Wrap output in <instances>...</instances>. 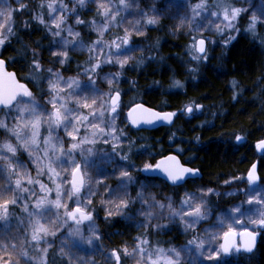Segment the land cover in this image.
<instances>
[{
	"label": "snow or ice",
	"instance_id": "obj_1",
	"mask_svg": "<svg viewBox=\"0 0 264 264\" xmlns=\"http://www.w3.org/2000/svg\"><path fill=\"white\" fill-rule=\"evenodd\" d=\"M12 2L13 0H8V3ZM14 2L19 3L21 0ZM133 2L134 0H119L117 4L114 0H75L78 7L69 9L62 0H50L46 5L47 21L50 23L46 22L44 16H34L46 30V34L53 37L46 49L52 58L51 63L66 66L71 63L70 52L84 51L86 48L89 53L88 60L85 61L86 66H77L78 76L86 77V80H81L76 77L65 79L61 72L54 71L53 68L44 69L42 57L33 52L30 72L36 74L38 79H26L34 83V86H41V95L47 97L44 104L38 103L33 91L26 84L19 83L13 73H6L12 82V88L7 94H0V112L4 113V118H0V136H3V140H0V222L7 224L15 209L21 207L23 202L21 210L25 216L20 220V224L24 229L25 243L41 253V258L30 261L25 251L21 257L25 264H49V250L57 238L62 242L60 255H66L69 264L76 258L73 252L76 245L81 248L89 245L96 251V241L102 240L103 236L99 234L95 223L97 210L94 207V198L98 191L91 187L90 172L99 167L98 160L116 163L117 156L120 161L126 162L119 166L118 187L113 189L104 185L102 180L96 181L97 185L106 189V198L101 200V207L107 205L105 221L112 222L115 216L132 220L133 217L128 214L129 210L133 204L141 201L148 209L158 207L163 210L167 207L168 211L167 217L163 211L158 216L151 211H141L140 214L147 223H138L136 227L144 228L145 231L134 238V251H138L140 255V264H184L182 254L190 252L192 246L195 247L196 253L203 255L205 244H211L207 237L201 239L194 236L180 249H153L152 241L148 237L153 229L157 233L169 231V224H175L177 218L185 225V231L198 226L209 215L208 199L214 194L218 195L212 189L202 191L199 196L185 192L179 206L175 205L171 197L165 198L168 200L167 205L157 203L154 196L146 197L145 189L153 179L147 175L145 182L140 183L135 200L130 197L128 191L129 185L136 182L130 174L133 169L141 174L161 173L172 188L181 187L188 175L195 176L199 171L183 167L175 156L166 158L167 161H172L171 164L161 161L155 166L145 163L143 168H136L130 161V155L120 146L127 139L126 133L131 129L140 130V125H152L156 121L171 124L177 116L174 112H153L142 104H136L127 112L128 126L121 129L117 124L118 119H124V105L121 99L124 93L114 85L120 83L123 73L128 70L127 66L132 58L129 53L135 50L130 47L133 44V35L143 36V29L156 25L157 17L160 16V11L152 7V15L142 13V20L125 27L122 34L118 30L111 39L106 40L105 37L114 27L119 29V25L123 24L121 13L126 12ZM246 2L249 4L247 8L236 7V0H216L211 6L216 9L213 11L206 0H199L190 8L185 7L188 0L179 5L175 0H169L165 10L185 7L186 14L180 18L181 22L190 21L194 25L192 31L201 33L199 36L189 34V54L191 59L199 64L207 60L209 44L202 30H210L214 24L216 32L221 34L225 31H238L239 20L248 13H251L246 29L248 32L254 34L257 25L264 23V0H260L259 5H253L252 0ZM89 4L94 5V18L85 21L80 16V10ZM27 7L25 4L13 9L12 20L14 21L17 12H24ZM43 7L44 5H41V8ZM188 11H191V17L187 15ZM69 19L74 20V25L69 24ZM205 21H209L208 25H205ZM28 24L29 22L25 21V28ZM74 26L90 28V32L95 33L97 38L86 44L81 31L75 30ZM14 29V22L11 27L6 24L0 28V49L11 42L15 34ZM5 32L7 35H4ZM235 39V36H229L225 47ZM7 63L0 52V70L3 73ZM141 63L144 64V61ZM81 67L83 71H79ZM105 67L117 70L101 76ZM45 72L47 75H44ZM101 81L108 85L107 93L97 86ZM45 82L48 84L47 91L42 87ZM232 84L235 86L236 81L233 80ZM174 86L182 87L179 81H174ZM195 107L199 108L198 105ZM186 111L192 113L193 106L189 105ZM242 139L240 135L235 136L237 142ZM98 142L110 146L111 152L105 150L103 155H99L93 147ZM132 143L129 142L130 148ZM255 147L264 151V139L258 141ZM24 154L27 156V162L20 158ZM257 167L258 164L254 163L247 172L246 179L250 185L259 179L256 174ZM33 171L35 176L32 175ZM226 183L230 184L232 181ZM151 186L158 187L155 183ZM247 204L255 205L257 211L247 215L242 211V205H234L226 217L229 226L227 231L223 232L224 243L210 253L207 259L215 260L221 253H230L232 249L239 253L241 249L232 243L236 236L242 238L243 251L251 253L254 250L257 236L264 231V193L250 197ZM165 218L169 224L151 223L152 220ZM249 224L253 226L251 231L248 230ZM220 226L223 227V220ZM237 226L243 231H237ZM212 239H216V234H213ZM11 246L15 248V241ZM121 252L124 256L130 255L127 246L124 249L113 248L110 253L102 251L104 264H123ZM0 253H5L0 254V264H13L6 244L0 245ZM81 264H94V261L82 260Z\"/></svg>",
	"mask_w": 264,
	"mask_h": 264
},
{
	"label": "trees",
	"instance_id": "obj_2",
	"mask_svg": "<svg viewBox=\"0 0 264 264\" xmlns=\"http://www.w3.org/2000/svg\"><path fill=\"white\" fill-rule=\"evenodd\" d=\"M139 1L143 5L149 0ZM25 4L27 10L17 12L12 20L15 34L11 42L0 52L8 61L7 68L35 93L37 86L29 82L31 78L26 79L34 78L30 72L34 51L42 57V66L56 69L63 76L77 75V66H86L85 55L70 53L71 63L66 66L51 63L52 58L46 50L50 39L43 26L34 19V16H42V0H21L19 7ZM161 4L156 2L158 10ZM90 11L88 7L80 10L81 18L85 21L93 19L94 11ZM247 15L238 22V31L233 34L236 39L227 47L225 41L209 44L207 60L199 64L191 59L187 37L169 35L165 27L166 18H160L156 25L145 27L143 36L132 38L139 51L129 61L128 70L116 85L124 93L121 98L124 105L122 116L134 103L177 113L169 126L153 130L131 129L126 133V141L133 142L132 152L137 153H131L130 161L137 159L138 163L140 156L145 159V153L146 160L153 165L159 157L169 152L176 153L182 163L199 170L198 175L176 188L161 181L158 184L160 191L164 195L176 196L178 188L185 192L197 187L212 189L218 193L208 199V208L213 210V214L243 200V193L239 190L246 186L245 180L234 178H244L252 163L258 164V183L264 184V152L258 154L254 147L264 138V23L258 24L255 33L251 34L243 30ZM25 21L29 22L27 28ZM78 31L85 41L90 40L88 28L78 27ZM193 68L195 71H191ZM115 71L105 67L102 73L104 76ZM233 80L236 81L235 86ZM174 81H179L182 87H175ZM189 105L193 106L192 113L186 112ZM197 105L199 108L195 107ZM127 126L125 124L124 128ZM236 135H240L242 141L237 142ZM229 180L232 183L224 185ZM225 186L232 188L233 195L224 196ZM128 221L132 220L113 217L112 222H106L97 212L95 222L106 249L119 248L125 241L133 242L145 231L132 229ZM163 224L169 223L164 221ZM169 228L162 233L153 229L148 239L163 245L183 243L184 235L179 225L175 222L169 224ZM50 256L48 254L49 263ZM62 261L57 258L54 264H62ZM234 263L264 264V231L260 232L254 250L251 253L239 252Z\"/></svg>",
	"mask_w": 264,
	"mask_h": 264
},
{
	"label": "rangeland",
	"instance_id": "obj_3",
	"mask_svg": "<svg viewBox=\"0 0 264 264\" xmlns=\"http://www.w3.org/2000/svg\"><path fill=\"white\" fill-rule=\"evenodd\" d=\"M157 1H160L162 3L161 8L159 9L160 16L157 17V21L160 18L165 17L166 18L165 19V27H166L167 33L169 35L172 34L173 36L174 35L176 36L177 34H181V35L186 36L188 39L187 44H188V49H189V45H190V35L189 34L191 33V35L199 36L201 33L200 32H193L192 29L194 28V25L191 24L190 21L182 23L180 18L186 14L185 13V7L190 8V6L192 4L199 2V0H196L195 2L188 0V3L185 5V7H181L179 9L171 8L169 10H165L166 7L168 6L169 0H149V1L145 2V4H143V5L139 0H134V2L129 5V9L126 12L121 13V17H123V20H124L123 24L119 25V29L114 27L112 29V31L108 34V36L105 37V39L106 40L111 39L112 36L114 34H116L118 30H119L120 34H122L123 29L125 27H128L130 24H135L138 20H142V15H141L142 13L147 12L149 15H152V13L150 12V9L152 7H156L155 4ZM49 2H50V0H42V5H44V7L42 8V16L45 17L46 22H48V23H50V21H47L48 9H47L46 5ZM57 2H59V0H57ZM62 2L67 4L69 9H71L73 7H78V5L75 3V0H62ZM114 2L118 4L119 0H114ZM175 2H176V4L179 5V4H184L185 0H175ZM206 3L209 5L210 10H213V11L216 10V9L211 7L214 3H216V0H206ZM259 3H260V0H252L253 5H259ZM19 4H20V2L16 3V2H14V0L12 3H8V0H0V28H2L6 24L9 27H11V25H12V10L15 8H18ZM235 6L247 8V7H249V4L246 2V0H236ZM86 7L91 9V11L95 12L94 5L89 4ZM250 14L251 13H248V15L246 17V21H245L244 29H243L245 31H247L246 29H247ZM57 15H59V14H57ZM187 15L189 17H191V15H192L191 11H188ZM173 17H175V18H173ZM118 19H119V17H118ZM91 20L92 19H90L89 21H91ZM68 22H69V24L74 25L73 19H69ZM208 23H209V21H205V25H208ZM217 23H219V22H217ZM75 30L78 31V27H75ZM144 30H145V28L143 29V31ZM88 31L90 32V28H88ZM202 31H203V35L209 41V44H213V42H216V41H221V42L225 41L226 42L229 39V36H233V34L236 32V31H232V32L225 31L223 34L218 33L215 30L214 24L211 25L210 30L205 29ZM90 34H91L90 40L89 41L84 40L86 42V44L97 38L95 33L90 32ZM4 35H7V32H5ZM47 36L49 37L50 41L53 39V37L50 34H47ZM133 37H136V35L134 34ZM208 45H207V47H208ZM130 47L135 48L134 51H131L129 53L132 57L131 58V60H132L134 58L135 53H137L139 50L137 49L136 43H133ZM74 52L84 54L85 55V61L88 60L89 53L87 52L86 48L84 51L76 50V51H73L70 53H74ZM56 65L60 66V64H58V63H56ZM43 68L48 69L51 67L43 66ZM115 70H117V69H115ZM54 71H58V70L54 69ZM81 71H83V70H81ZM44 75H47V72H45ZM101 76H103V73H101ZM33 77L34 78H32L30 76L28 78H31L33 81L38 79V77L34 73H33ZM63 77L65 79L70 78V77H76V78H79L81 80H86V77L78 76V74L74 75V76L70 75V76H63ZM21 83H23V82H21ZM35 86H37V89L34 93V96H35L38 103L44 104V101L47 99V97L41 95V92H40L41 86L39 84H36ZM97 86L100 88V90L102 92L107 93L109 90L106 82H103V81L98 82ZM42 87L45 91H47V88H48L47 82H45L42 85ZM114 87H116V85H114ZM102 88H104V89L102 90ZM38 94H40V96H38ZM122 117L124 118L123 121L121 119L117 120V124L119 125V127L121 129H123L124 125L127 124L125 115H123ZM0 118H4L3 112H0ZM61 135H63V133H61ZM0 140H3V136H0ZM120 146L123 148V150L126 154H129L130 156H131V153H132V155H137V153L135 151H133L134 153L132 152L133 146H131V148H130L129 143H128V141H126V139L122 142V144ZM93 147L97 150V153L99 155H103L105 150L111 152L110 146L103 144V142H98L97 145H95ZM141 157L142 156L139 157L138 163H137L136 157H135L136 160L133 159L131 161L132 163L135 164L136 168H143L145 163H149L146 160L147 155L145 153L143 154V157L145 159H143ZM20 158L22 160H24L25 162H27L26 154L21 155ZM124 163H126V162L120 161L118 156L116 157V163H104V162L98 160L97 165L99 167L93 168V170L90 172V175L92 176V180L90 181L91 187L94 191H98V195H96L94 198L95 199L94 207L96 208L98 215H101L102 218H105V215H106L105 208L107 207V205H105L104 207H101V200L106 198V189L103 186L97 185L96 181L102 180L104 185H107L110 188L116 189L118 187V180H119V170H120L119 166L124 164ZM130 174L134 177L136 182L129 185L128 191H129L130 197L133 200H135L136 194L140 190V183L145 182V175L137 172L135 169H133L130 172ZM32 175L35 176L34 171L32 172ZM45 180H46V178H45ZM154 180H155L154 182H151V181L148 182L149 186L145 189V196L146 197L147 196H154L156 198L157 203H164L165 205L168 204V200L165 198L171 197L172 200L175 202V205L179 206L180 200L182 198H184V196H185V191H183L181 188H178L177 192H176V196L164 195L160 191L159 185H158V184H160L161 181L157 180V179H154ZM244 180H245L246 186H244L241 190H239L240 193H243V195H242L243 200L241 202H239V204H235V205H242L243 206L242 211H244L247 215H252L253 213H255L257 211L256 206L255 205H248L247 201L250 197L255 196L257 193H264V184L257 183L255 185H250L247 182L246 174H245ZM152 183H155L156 185H158V187L151 186ZM227 184H229V183H226V182L224 183V185H227ZM225 187H227V189L224 192V196L233 195L232 188L229 186H225ZM202 191H206V189L204 190L203 188L197 187L189 193H195V194H197V196H199ZM156 195H158V196H156ZM110 198L111 197H109V199ZM22 203L23 202H21V207H18L15 209L14 215L9 219L7 224L0 222V245H5V244L7 245V253L11 254V259L13 260V264H25V260L23 258H21L25 251H27L28 259L30 261L31 260L35 261V260L41 258L40 252H37L34 247L28 246L25 243L26 237L23 234L24 229L21 227V224H20V220L24 219V216H25V214L21 210ZM233 206L234 205H230L225 210H222V211L217 212L215 214H213V210L209 209V215H208L207 219L200 222L198 226H196L192 229H188L187 231H185V225L180 222L179 218H177L176 223L179 225V227L182 231V234L184 235V242L179 244V245H173V244L163 245L161 243L157 244V243L152 242L153 249L155 247H162L165 249H168V248L180 249V248L186 246L188 241L193 239L194 236L201 238V239L207 237V239L211 241V244H205V247L203 249V255H199L198 253H196L195 247L192 246V250L190 252H188L187 254H182L184 264H195L196 262L197 263L206 262V264H235L234 260H235V257L238 255V253L236 252L235 249H232L230 251V253H228L227 255H224L221 253L215 260L207 259V257L209 256L210 253H213L215 250L219 249V247H220V242H221V238L223 237V232L227 231L228 226H229V221L226 219V217L230 214ZM142 210L143 211H151L154 215H157V216L161 211H163L165 217H167V215H168L167 207H165V209H163V210L159 209L158 207L148 209L146 204L143 201L137 202L131 206L129 213H128L130 216L133 217V219H132L133 222L132 221H128V222L131 223L130 227H132V229H134V230L135 229H140L141 231L145 230L144 228H137L136 227V225L138 223H141V222L147 223V221L144 220V217L140 214ZM115 217H120V216H115ZM135 218H136V220H134ZM222 220H223V227L220 226ZM164 221H165V223L166 222L169 223L166 218L163 220L155 219V220H152L151 223L153 225H155L156 223L163 224ZM25 223H27L26 220H25ZM96 227H97V225H96ZM252 227L253 226L249 224L248 230L251 231ZM236 230L242 231L243 229H241V228H239V226H237ZM85 234L87 235V232H85ZM99 234H100V232H99ZM213 234H216V239H212ZM236 237H237V239H236L235 245L237 248H240V245L238 243V236H236ZM49 239H52V238H49ZM13 241H15V245H16L15 248H13L11 246ZM61 246H62L61 239L57 238L53 241V246L49 250V254H51V256H50V262L51 263H49V264H54L56 262L57 258L59 260H62V259L64 260L61 262L62 264H69L68 257L66 255L65 256L60 255ZM96 246H97L96 251H93L89 245H84L83 248H81L79 245H76L73 248V252L75 253L76 258L71 261V264H81L82 260H87L89 262L94 261V264H104V257L101 255V252L107 251L110 253L111 250L106 249V246L103 243V239L100 241H96ZM125 246H127V250H128V253H130V255L124 256L123 252H121V255L123 257V264H140V255H139L138 251H134V247H135L134 240H133V242H126V241L123 242L119 246L118 249H124ZM239 252H241V250ZM0 254H5V253H0Z\"/></svg>",
	"mask_w": 264,
	"mask_h": 264
},
{
	"label": "water",
	"instance_id": "obj_4",
	"mask_svg": "<svg viewBox=\"0 0 264 264\" xmlns=\"http://www.w3.org/2000/svg\"><path fill=\"white\" fill-rule=\"evenodd\" d=\"M6 73H13V74L15 75L16 80H17L19 83H21L20 80L17 78L16 74L14 73V71L9 70V69L7 68V66H6L5 73H3L2 70H0V94H7V93L11 90V88H12V82L8 79ZM136 104H142L144 108L150 109V110L153 111V112H161V113H164V112H170V111H158V110H155V109H153V108H150V107L144 105L143 103H134V104H132L131 106H129L128 109H127L126 112H125V118H126V121H127V112H128V110H129L131 107H134ZM0 107H2V105H0ZM186 112H187V111H186ZM141 115H144V114L141 113ZM169 125H171V124H169V123H167V122H165V121H156V122H155L154 124H152V125H143V124H142V125H140V129H144V130H153V129H156V128H158V127L169 126ZM133 129H135V128H133ZM263 139H264V138H263ZM261 140H262V139H261ZM259 141H260V140H259ZM257 142H258V141H257ZM257 142H256V143H257ZM256 143H255V145H256ZM255 145H254V147H255ZM255 151H256V153H258V154H261L262 152H264V151H261V150L257 149L256 147H255ZM169 156H175L176 159H177V161H178V162L180 163V165H182L183 167L191 168L190 166H188V165L182 163L181 160H180V158H179V156H178L176 153H174V152H169V153H167V154H165V155L159 157V158L155 161V163L153 164V166H155L156 164L160 163L161 161H164L166 164H171L172 161H167V160H166V158L169 157ZM254 163H256V162H254ZM254 163H252V165H253ZM252 165L249 167L248 170L251 169ZM191 169H194V168H191ZM194 170H197V169H194ZM248 170H247V172H248ZM247 172H246V177H247ZM256 174H257V172H256ZM144 175H145V176L147 175V176L152 177V178H154V179H159V180L163 181L164 183L169 184L168 182L165 181V179H164V177H163V175H162L161 173H148V174H144ZM197 175H198V173H197L195 176L188 175L187 178H186V180H187V179H190V178H194V177H196ZM257 176H258V175H257ZM257 182H258V181H257ZM257 182H255V183H253V184H251V185H255ZM242 231H243V230H242ZM249 231H250V230H249ZM258 238H259V235L257 236L256 242H255V247H256V244H257V242H258ZM235 240H236V237L232 240V243H235ZM238 242H239V245H240V249L243 251L242 238H241L240 236H238ZM223 243H224V240H223V238H221L220 245L223 244ZM255 247H254V248H255ZM243 252H245V251H243ZM246 253H248V252H246ZM222 254L226 255L225 253H222ZM227 254H228V253H227Z\"/></svg>",
	"mask_w": 264,
	"mask_h": 264
},
{
	"label": "flooded vegetation",
	"instance_id": "obj_5",
	"mask_svg": "<svg viewBox=\"0 0 264 264\" xmlns=\"http://www.w3.org/2000/svg\"><path fill=\"white\" fill-rule=\"evenodd\" d=\"M157 180H159V179H157ZM161 181V180H160Z\"/></svg>",
	"mask_w": 264,
	"mask_h": 264
}]
</instances>
